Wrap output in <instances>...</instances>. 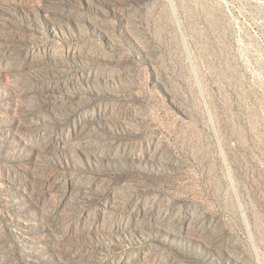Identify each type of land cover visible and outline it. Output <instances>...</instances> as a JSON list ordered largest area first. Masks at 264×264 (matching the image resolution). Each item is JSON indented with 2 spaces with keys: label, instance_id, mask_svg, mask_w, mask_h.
Masks as SVG:
<instances>
[{
  "label": "rangeland",
  "instance_id": "374dc122",
  "mask_svg": "<svg viewBox=\"0 0 264 264\" xmlns=\"http://www.w3.org/2000/svg\"><path fill=\"white\" fill-rule=\"evenodd\" d=\"M0 264H264V0H0Z\"/></svg>",
  "mask_w": 264,
  "mask_h": 264
}]
</instances>
